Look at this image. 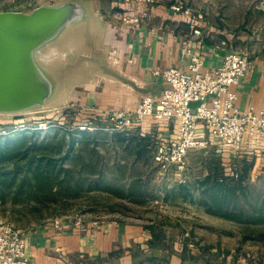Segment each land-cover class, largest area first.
<instances>
[{"label":"rangeland","instance_id":"1","mask_svg":"<svg viewBox=\"0 0 264 264\" xmlns=\"http://www.w3.org/2000/svg\"><path fill=\"white\" fill-rule=\"evenodd\" d=\"M68 1L0 0V10L30 13ZM82 1L84 20L38 54L62 76L58 92L44 105L0 113V148L5 147L0 155V221L24 230L68 222L82 231L92 223L132 221L152 234L151 254L157 255L149 258L152 263L170 264L176 251L182 264H264V158L259 162L258 155L240 156L209 143L189 154L185 171L165 167L157 159L156 138L120 133L124 130L114 128L112 110L102 112L88 99L86 84L99 79L91 68L96 53L91 47L83 54L78 44L92 27L97 33L106 30L104 20H95L96 12L110 25L114 19L130 26L150 14V6L160 5L178 14L176 21L187 33L184 45L204 38L246 52L254 61L264 55V0ZM88 18L94 19L87 23ZM103 47L102 57L112 67V54H118ZM242 174L246 195L236 207L224 212L208 208L213 194L203 183L207 175Z\"/></svg>","mask_w":264,"mask_h":264},{"label":"crops","instance_id":"2","mask_svg":"<svg viewBox=\"0 0 264 264\" xmlns=\"http://www.w3.org/2000/svg\"><path fill=\"white\" fill-rule=\"evenodd\" d=\"M150 11V14L141 16L139 23L130 26L114 19L110 25L96 12L99 17H94L95 20H104L106 30L97 33L92 27L90 33L85 32L78 39V44L84 48L83 54L91 47L96 53L91 68L99 79L87 83L85 88L90 87L86 96L102 112L112 110L114 114L134 110L146 95L159 99L168 83L157 71L169 66L186 68L190 63V57L183 53L187 33L176 21L180 20L176 19L178 14L160 5L150 6ZM93 19L88 18L86 22ZM103 46L105 49L112 47V53L115 51L118 54L115 58L112 54V67H107V61L102 57ZM193 48L203 57L204 68L210 70L218 68L227 53L238 51L204 38L195 39ZM234 89L242 109L264 107V55L254 59L253 65ZM126 130L159 141L177 136L179 121H159L148 117L129 125ZM199 131L209 137L204 125L201 124ZM211 143L220 150L227 148L217 137H212ZM263 152L264 137H257L246 142L240 156L258 155L260 162L264 158L261 155ZM24 234L31 264H157L149 261L151 256L157 255L151 254L154 252L151 251L154 246L149 243L152 234L142 223L102 221L92 223L87 231H82L75 223L65 222L57 226L50 221L25 229ZM161 250H164L163 246ZM170 264H182L180 253L173 251Z\"/></svg>","mask_w":264,"mask_h":264},{"label":"built area","instance_id":"3","mask_svg":"<svg viewBox=\"0 0 264 264\" xmlns=\"http://www.w3.org/2000/svg\"><path fill=\"white\" fill-rule=\"evenodd\" d=\"M183 53L190 57L188 67L169 66L157 71L168 83L159 99L146 95L136 109L112 114L116 130L148 117L179 121L177 136L156 145L157 159L176 172L185 171L190 151L206 147L212 137L234 152L242 151L249 139L264 137V107L242 109L234 89L254 63L250 55L229 52L218 68L210 70L204 68L205 61L194 51L192 41L184 45ZM194 101L201 102L192 105ZM201 124L209 137L200 134ZM0 264H31L24 229L15 223L0 221Z\"/></svg>","mask_w":264,"mask_h":264},{"label":"water","instance_id":"4","mask_svg":"<svg viewBox=\"0 0 264 264\" xmlns=\"http://www.w3.org/2000/svg\"><path fill=\"white\" fill-rule=\"evenodd\" d=\"M86 14L82 0L42 5L30 13L0 10V113L29 110L55 96L60 78L38 54Z\"/></svg>","mask_w":264,"mask_h":264},{"label":"trees","instance_id":"5","mask_svg":"<svg viewBox=\"0 0 264 264\" xmlns=\"http://www.w3.org/2000/svg\"><path fill=\"white\" fill-rule=\"evenodd\" d=\"M124 131H119L123 134V132H129V130L123 129ZM126 130V131H125ZM127 135V133H126ZM132 137L138 138L139 140L147 139L149 136H143L138 133L129 134ZM22 141V140H21ZM5 147L3 146L2 149L0 148V155L4 153ZM21 155H18L16 157L17 159H20ZM31 162L29 161V164ZM227 177V175H207V178L203 181V183H207V188L209 187L210 192L213 194V200L208 201L206 205L208 208H213L216 210V212H224L225 210H228L230 206H235L237 201L241 199V197L246 195V186L243 185L245 174L240 175L238 178H230ZM242 191V193H240ZM243 195V196H242ZM215 202L217 205L214 206L213 203ZM236 207V206H235Z\"/></svg>","mask_w":264,"mask_h":264}]
</instances>
